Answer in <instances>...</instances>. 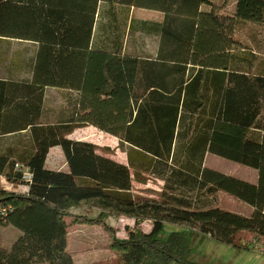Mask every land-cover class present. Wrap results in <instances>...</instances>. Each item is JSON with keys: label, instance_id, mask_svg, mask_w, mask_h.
Segmentation results:
<instances>
[{"label": "trees", "instance_id": "1", "mask_svg": "<svg viewBox=\"0 0 264 264\" xmlns=\"http://www.w3.org/2000/svg\"><path fill=\"white\" fill-rule=\"evenodd\" d=\"M114 6L162 13L155 57L124 53ZM226 6L212 0H0V37L36 41L42 83L80 91L72 121L31 124L32 149L19 159L0 157V173L14 186L24 184L16 162L32 174L27 187L2 197L12 210L0 227L19 234L9 248L0 240V264H74L66 251L73 224L102 226L120 264H205L192 259L182 232L165 233V223L239 248L241 232L261 242L264 0H234L232 11ZM89 125L118 138L127 164L93 142L68 138ZM56 145L68 171L45 167ZM207 154L256 170V182L207 168ZM149 175L162 180L160 190L134 191V182L146 183ZM220 192L251 212L221 208ZM111 214L134 219L127 237L115 236ZM144 220L152 223L148 232L139 228Z\"/></svg>", "mask_w": 264, "mask_h": 264}, {"label": "rangeland", "instance_id": "2", "mask_svg": "<svg viewBox=\"0 0 264 264\" xmlns=\"http://www.w3.org/2000/svg\"><path fill=\"white\" fill-rule=\"evenodd\" d=\"M212 1L218 4L226 1L227 11L233 10L234 0ZM101 9L106 10L107 7L101 6ZM114 9L117 10V20L121 25H123L122 32L124 53L138 55L141 57H152L154 55L155 49L158 46V33L162 14L158 11L136 7L129 8L124 6H114ZM102 17L106 21V15H103ZM66 112V114H68L67 117L71 116L69 119H72L73 114L71 112H73V110ZM91 130V132L85 133L82 136L103 148L101 152L112 155V157L117 159L125 158V155L119 147V141L116 137L100 131L97 128H92ZM204 165L207 168H211L213 170L246 180L248 182L257 180L256 170L214 154H207ZM134 184L133 190L137 193L146 189L157 190L160 187L158 180L150 175L147 176L146 185H143L148 186V188L142 189L139 187V183L137 182H134ZM18 188V186L14 187V189ZM21 189L22 187H20V190ZM218 201L220 207L223 209L245 215L251 212V208L248 205L224 192L219 193ZM109 216L107 222L115 229V236L119 238L127 237L129 229L133 228L134 225L131 223L132 220L129 221L130 223H127V217L125 218V216H116L112 214ZM67 219L68 221L71 220L69 217ZM92 226H97L100 229L98 231L89 230L88 232H78L71 230V235L69 236L70 248L72 250L75 248L77 238L75 239L74 237L76 235V237L79 236V240L83 242V246H85L86 249L88 248V250L83 252L85 255H87V252L91 250L92 252L89 254H91V256H95L94 260L101 261L106 256L103 260L105 262L101 263H106L107 261L108 264H120L115 252L109 248V244L111 242L110 234L100 225ZM139 228L144 231L148 230V223H143L141 226H139ZM172 230L182 232V234L185 236L191 249V256L193 260L203 262L205 264H264V252H260L258 249H254L252 247L254 244H258V246H264V238L261 239V242H257L254 234L250 232L239 233L237 241L239 242V245L243 247L239 248L237 246L218 241L209 235L201 234L200 232L189 229L186 226L165 223V233L167 234ZM18 234V231L12 226H1V245L5 248H9L13 241L17 238ZM103 248H105L107 251H104ZM94 250L96 251L94 252Z\"/></svg>", "mask_w": 264, "mask_h": 264}, {"label": "crops", "instance_id": "3", "mask_svg": "<svg viewBox=\"0 0 264 264\" xmlns=\"http://www.w3.org/2000/svg\"><path fill=\"white\" fill-rule=\"evenodd\" d=\"M38 47L36 41L33 40L0 37V157L19 159L24 153L32 149L34 136L31 132V124H61L75 118L80 91L42 83L45 73L41 68L40 60H36ZM156 52L157 48L152 57L156 56ZM69 110H73L71 112L73 114L72 119H69L71 116L67 117L66 111ZM31 117H36V119L31 121ZM92 128L96 127L89 125L78 128L68 135V138L92 142L82 136L91 132ZM121 150L125 155L124 159H117L109 154L105 155L120 163L127 164L126 152L122 148ZM45 167L50 170L68 171V165L60 146L56 145L49 148ZM155 179L160 183V187L157 189L160 190L163 182L158 178ZM138 185L142 189L148 188V186H143L146 183H139ZM138 193L142 194L143 192ZM71 212L79 213L80 209L72 208ZM126 219L127 223L132 220L131 223L134 224L133 218L127 217ZM66 221H68L67 218ZM143 223H148L149 229L145 231H150L151 221H140L138 225L141 226ZM133 228H130L129 231H132ZM99 229L97 226L89 224H73L68 227L66 251L70 253L74 264H108L107 261L101 263L105 262L103 260L106 256L101 261L94 260L95 256L89 254L92 252L91 250L85 255L83 252L88 248L83 246L79 236L76 237L75 235L74 237L77 238L74 250L70 248L71 230L88 232ZM103 250L107 251L105 248Z\"/></svg>", "mask_w": 264, "mask_h": 264}, {"label": "built area", "instance_id": "4", "mask_svg": "<svg viewBox=\"0 0 264 264\" xmlns=\"http://www.w3.org/2000/svg\"><path fill=\"white\" fill-rule=\"evenodd\" d=\"M13 170L15 172H19L21 174V178L24 182V184H19L18 187H27V183L31 180V172L29 170V167L20 164L16 162L13 166ZM14 185L7 181L5 176L0 173V225L2 224V220L7 216V214L12 210V207L10 204H6L2 201V197L4 193L14 191L15 193H18L20 189H14ZM254 249H258L260 252H264V246H258V244H254L252 246Z\"/></svg>", "mask_w": 264, "mask_h": 264}]
</instances>
